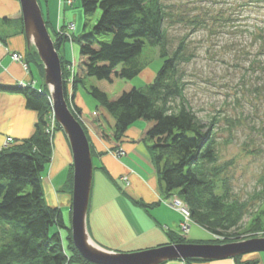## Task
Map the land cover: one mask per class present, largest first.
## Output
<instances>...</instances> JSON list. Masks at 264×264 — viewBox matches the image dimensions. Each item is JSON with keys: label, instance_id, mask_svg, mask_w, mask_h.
Segmentation results:
<instances>
[{"label": "trees", "instance_id": "obj_1", "mask_svg": "<svg viewBox=\"0 0 264 264\" xmlns=\"http://www.w3.org/2000/svg\"><path fill=\"white\" fill-rule=\"evenodd\" d=\"M80 3L85 15L101 12L93 32L77 34L73 22L74 31L67 33L66 25L59 20L54 36L51 34L61 57L66 100L73 114L81 124L90 123L100 138L114 144L121 143L131 126L143 122L141 141L148 139L152 143L149 148L165 195L177 192L188 206L193 222L211 233L210 240L200 243H228L231 234H239L237 230L242 228L248 203L233 191L228 171L233 161H220L218 117L200 115L186 99L183 66L194 55L188 52L184 38L174 46L168 35V28L176 23L203 28L207 21L201 13L189 16L176 4L163 0H80ZM218 15L211 14L210 19L218 21ZM22 26L24 31V22ZM251 35L258 43L259 57L254 56L249 66L263 64L259 68L264 71V28H254ZM67 41L79 45L72 87L67 83L69 61L60 52ZM146 45L159 47L164 61L153 81L138 87L131 80L147 66L148 61L142 59ZM36 52L31 48L24 59L29 71L32 72L34 61L43 75L44 65ZM89 78H94L95 84L86 87ZM118 80L125 83L115 91ZM36 84L31 82L21 88L0 85L3 90L20 91L27 107L38 114L30 138L0 149V264H69L72 260L91 264L72 242L71 226L61 209L46 202L42 179L53 155L52 137L45 131L52 102L48 85ZM78 84L113 117V128L101 111L85 112L72 103V93ZM55 123L57 130H61L60 124ZM91 149L93 152V146ZM68 175L65 186L71 190V168ZM213 237L221 241L213 242ZM172 242L199 243L180 236L173 237ZM235 260L237 264L257 263L243 260V256ZM200 261L206 260H185L186 264Z\"/></svg>", "mask_w": 264, "mask_h": 264}, {"label": "rangeland", "instance_id": "obj_2", "mask_svg": "<svg viewBox=\"0 0 264 264\" xmlns=\"http://www.w3.org/2000/svg\"><path fill=\"white\" fill-rule=\"evenodd\" d=\"M73 1L74 3L70 4L68 0H39L43 15L46 19L44 21L49 22L48 30L53 36L58 25H60L59 20H61V11L62 18H64L61 25H66L70 20L77 23L79 31L86 25L84 29L86 30L85 32H93L94 25L100 17L101 12L97 11L92 15H85L81 9L80 0ZM163 1L164 3L176 4L181 8L182 12H186L189 16H193L194 13H201L203 18L207 21V24L203 28H194V26L189 24L176 23L168 28V35L170 37V42L174 46H177L184 38L188 52L194 55L192 61L183 66L186 72L185 78L187 80L185 89L186 99H188L193 109L198 111L200 115L212 114L214 117H218L217 119H219L220 127V161H233V164L228 170L233 191L241 200H245L248 203V212L243 219L242 228L237 230L240 232L236 234V236L231 234L232 236L228 243L264 237V200L261 199L264 197V71L259 68L263 64L261 66H257V64H254L252 67L249 66L250 60L253 59L254 56L255 58L259 57L256 56L259 50L258 43L252 38L253 36L251 33L256 27L262 26L264 28V0ZM249 2L252 3L249 4ZM244 4H248L249 6H243ZM211 14H219L218 18H220V20L214 21L212 18L210 19ZM73 15L76 16V19H74ZM65 44L70 48L74 45L76 54L79 56V45L76 41H67ZM63 46L60 52L64 50ZM32 48L36 50L34 45ZM142 57V59L148 61L147 66L131 80L132 83L138 87L152 82L156 72L164 61L161 57L160 48L149 45L145 46ZM72 62H74V60ZM72 62L70 61L68 65L70 64L71 66L73 64ZM31 67L34 74L39 79V87L45 85V75H42L34 61H32ZM27 70L30 72L29 69ZM67 74V83L69 87H72L75 72L71 74L67 67ZM33 80L34 78L29 82H18L17 86L25 87L33 82ZM35 82L37 83V81ZM124 83V80H118L115 91L119 90ZM92 84H95V80H93V82L87 80L85 83L86 87ZM80 88L84 93L89 95V97L94 99L92 95L87 93L88 91L85 87L80 85ZM67 105L69 106V104ZM69 108L72 111L70 106ZM47 116L48 126L45 131L50 133L52 143H54L53 139L55 133H64L65 136L66 134L63 129L57 130L56 128L55 122L58 121L54 117L53 107ZM81 125L90 139L91 146H93L94 144L91 138L96 134L94 128L86 121H83ZM10 138H12V143H14V138ZM66 138L69 143L67 136ZM146 141L149 145L152 144L148 139ZM2 148H4V145L0 147V149ZM120 150L121 148H114L112 153L117 154L116 152ZM92 153L94 157V146ZM93 161L98 160L93 158ZM72 167L73 161L69 167L73 171L74 168ZM44 174L46 177L49 176L48 169H46ZM103 178L109 183H112L115 188H117L116 183H119L118 180L115 179L114 181L107 177L100 169H95L92 187L94 193L92 201L94 200L95 203H97L99 199V192H102V195H111L112 190L105 188L103 185ZM123 181L129 184L128 180L123 179ZM53 184L55 185L56 183L53 182ZM65 185L66 183L63 188L55 192L57 194L63 192L68 196V206L63 207V203H58L55 206L60 208L61 211L64 209L66 222L71 226V199H73V187L70 190ZM118 190H122V187ZM175 195H177V192ZM177 196L180 197L179 195ZM166 197L168 196L161 197L160 202L163 203ZM181 215L182 214H180V216ZM180 223L178 236L182 233ZM191 226L192 236L198 239L196 242L200 243L212 238L211 233L203 227L195 223ZM190 235L188 238L192 237ZM90 237L92 236L90 235ZM213 239V242L221 241L214 237ZM221 244L226 243L222 242ZM251 254L263 255L264 253L253 252ZM245 255H243V257ZM171 262H182V264H186L181 260L169 261V263ZM201 263L203 262H197V264ZM69 264L83 263L72 260Z\"/></svg>", "mask_w": 264, "mask_h": 264}, {"label": "crops", "instance_id": "obj_3", "mask_svg": "<svg viewBox=\"0 0 264 264\" xmlns=\"http://www.w3.org/2000/svg\"><path fill=\"white\" fill-rule=\"evenodd\" d=\"M60 15L62 23L64 19L62 11ZM73 16L76 19V16ZM22 19L19 0H0L1 86L19 87L18 82H29L32 78L37 79V86L40 83L32 68V72H28L24 64L15 61L12 57V53L25 56L30 50L26 43ZM75 24L77 34L86 31L84 30L86 25L79 31L77 23ZM63 49L61 54L65 60L69 62L78 60L74 45L70 48L64 44ZM74 62L72 63L76 67L77 62ZM88 80L93 82L95 79ZM72 99V103L85 112L101 111L105 121L111 128L114 127L113 117L105 108L99 106L95 99L84 93L80 84L76 86ZM37 116L36 111L27 107L26 98L20 91L0 89V147L4 145L7 137H13L15 142L30 138L35 132ZM143 127V122L135 123L118 144L107 142L96 134L91 138L94 144L93 158L98 160L94 161L95 169H100L107 177L119 182L116 183L117 188H115L112 183L103 178L105 188L112 190L111 195H102V192H99L97 203L92 201L93 191L91 195L87 231L104 249L123 252L141 251L167 245L179 234L180 213L160 202L161 197L167 195L164 193L162 181L154 164V154L149 148L150 145L146 140L141 141ZM53 142V156L47 168L49 176L46 177L44 174L42 179L45 198L49 205L63 203L65 207L68 206V196L63 192L58 194L56 192L63 188L67 181L73 156L64 133H55ZM114 148H121L125 154L116 156L112 153ZM122 176L128 177L129 184L123 181ZM53 182L56 184L54 185ZM120 187L122 190H118ZM62 211L64 215V209ZM189 239L194 242L198 240L195 236ZM243 260H255L256 264H264V254H246ZM167 264H182V262L169 263L168 261ZM201 264L237 263L234 258H227Z\"/></svg>", "mask_w": 264, "mask_h": 264}, {"label": "water", "instance_id": "obj_4", "mask_svg": "<svg viewBox=\"0 0 264 264\" xmlns=\"http://www.w3.org/2000/svg\"><path fill=\"white\" fill-rule=\"evenodd\" d=\"M28 47L36 48L51 89L53 113L68 137L73 156L72 239L82 257L92 264H163L171 260H222L253 252L264 253V237L245 241L208 244L175 243L136 252L96 248L88 242L87 215L93 186V155L87 133L67 105L59 52L46 25L38 0H19ZM91 238V237H90Z\"/></svg>", "mask_w": 264, "mask_h": 264}, {"label": "built area", "instance_id": "obj_5", "mask_svg": "<svg viewBox=\"0 0 264 264\" xmlns=\"http://www.w3.org/2000/svg\"><path fill=\"white\" fill-rule=\"evenodd\" d=\"M69 2V1H68ZM75 29V25L73 22H69L66 24L65 26V30L67 33H70V32H73ZM12 56H13V59L15 61H18L20 62L21 64H24L26 66V68L28 69V66L25 62V59H24V56L20 53H12ZM68 69L70 71V73H74L75 72V65H71L70 64L68 65ZM35 83V81H33V84ZM25 86V85H24ZM12 138L8 137L6 138V141L4 143V146H8L12 143ZM117 154H115L116 156L117 155H122V153H124V151L121 149L119 152H116ZM125 154V153H124ZM118 156V157H119ZM122 178L124 180H128V177L127 176H122ZM163 203L168 205V206H171L172 208H174L175 210H177L180 214H182V221H181V230L183 231H186L189 233L190 229L192 228L191 225H193V219H192V215H191V212L188 208V206L186 205V203L180 198L178 197L177 195H171V196H168L166 197L164 200H163Z\"/></svg>", "mask_w": 264, "mask_h": 264}, {"label": "bare ground", "instance_id": "obj_6", "mask_svg": "<svg viewBox=\"0 0 264 264\" xmlns=\"http://www.w3.org/2000/svg\"><path fill=\"white\" fill-rule=\"evenodd\" d=\"M69 1V3L70 4H73L74 3V1L73 0H68ZM50 33V32H49ZM52 37V36H51ZM70 37H72V34H70ZM53 39V38H52ZM80 122V121H79ZM81 123V122H80ZM93 165H94V161H93ZM94 167V166H93ZM94 171H95V167H94ZM92 178H94V174H93V177ZM91 195H92V191H91ZM91 195H90V203H89V207H90V205H91ZM65 218V217H64ZM65 220H66V218H65ZM71 220H72V218H71ZM72 222V221H71ZM194 224V223H193ZM191 230H192V228L190 229V231H189V233L188 232H186V231H181L182 233H181V235H180V237H183V238H185V239H187V240H189L190 241V239L188 238V236L190 235V232H191ZM180 231V230H179ZM89 233V232H88ZM87 238H88V242L92 245V246H94V247H96V248H100V247H102V245H100L99 243H97V241H95L92 237L90 238V237H88L87 236ZM73 242V241H72ZM191 242H194V241H191ZM169 244H175V243H169ZM169 244H167V245H169ZM209 244V243H208ZM75 245V244H74ZM76 247V246H75ZM159 247V246H158ZM77 248V247H76ZM154 248H157V247H154ZM149 249H151V248H149ZM137 251V250H136ZM136 251H134V252H136ZM181 261H184V263H186L185 262V260H181ZM207 261V260H206ZM206 261H204V262H206ZM90 263V262H89ZM92 264V263H91ZM163 264H165V262L163 263Z\"/></svg>", "mask_w": 264, "mask_h": 264}]
</instances>
